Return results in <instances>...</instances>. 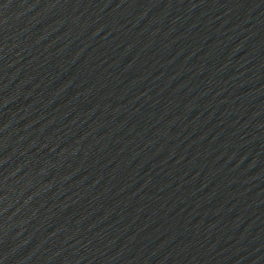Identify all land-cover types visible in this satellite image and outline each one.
I'll list each match as a JSON object with an SVG mask.
<instances>
[{
  "label": "water",
  "instance_id": "1",
  "mask_svg": "<svg viewBox=\"0 0 264 264\" xmlns=\"http://www.w3.org/2000/svg\"><path fill=\"white\" fill-rule=\"evenodd\" d=\"M0 264H264V0H0Z\"/></svg>",
  "mask_w": 264,
  "mask_h": 264
}]
</instances>
